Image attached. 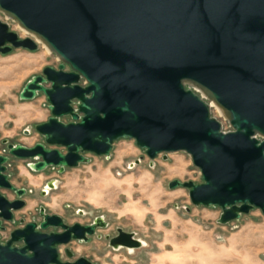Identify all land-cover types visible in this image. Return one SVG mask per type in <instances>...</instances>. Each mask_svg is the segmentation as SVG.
Segmentation results:
<instances>
[{
    "label": "water",
    "instance_id": "water-1",
    "mask_svg": "<svg viewBox=\"0 0 264 264\" xmlns=\"http://www.w3.org/2000/svg\"><path fill=\"white\" fill-rule=\"evenodd\" d=\"M0 13L27 35L0 20V55L41 45L59 61L18 94L45 99L40 141L1 144L0 264H97L68 248L62 260L59 248L87 243L107 223L68 225L43 206L19 214L28 191L10 182L11 167L20 160L30 172L62 174L89 154L109 159L119 140L150 161L188 155L201 182L168 188L186 190L192 206L219 208L218 224L264 216V0H0ZM105 239L112 250L145 245L121 228Z\"/></svg>",
    "mask_w": 264,
    "mask_h": 264
},
{
    "label": "rangeland",
    "instance_id": "rangeland-1",
    "mask_svg": "<svg viewBox=\"0 0 264 264\" xmlns=\"http://www.w3.org/2000/svg\"><path fill=\"white\" fill-rule=\"evenodd\" d=\"M0 20L20 37H27L1 13ZM58 65L56 57L41 45L33 53L16 49L0 55V117L6 119L7 127L19 128L15 139L22 138L21 130L28 126L35 133L37 117L49 115L42 95L38 99L42 103L27 102L18 99L19 92L45 67ZM211 114L224 131L230 130L213 105ZM87 157L89 163L67 168L62 174L47 172V177H53V187L45 189L42 206L68 225L90 224L101 217L108 226L87 243L73 241L60 247L62 260H67L64 249L68 248L74 258L97 264H264V216L260 211L220 225L219 208L192 206L186 190L168 188L172 180L201 182L188 155H159L150 161L132 140H119L109 159ZM117 228L133 232L145 242L144 247L112 250L105 237L114 236Z\"/></svg>",
    "mask_w": 264,
    "mask_h": 264
},
{
    "label": "crops",
    "instance_id": "crops-1",
    "mask_svg": "<svg viewBox=\"0 0 264 264\" xmlns=\"http://www.w3.org/2000/svg\"><path fill=\"white\" fill-rule=\"evenodd\" d=\"M38 99L39 96L36 99L27 102L35 101L37 103H42V101ZM48 117H49L48 114L47 115L44 114L42 115V117H37L38 119H36L37 120L36 124L45 122ZM5 120L4 119L2 120L0 117V148L2 141L4 140H8L11 141L12 143L21 144L27 147L33 146L35 143L40 141V137L36 133L31 132L32 127L30 126L25 127L27 130L24 129L21 130L22 131L21 133L23 134L22 138L15 139L19 136L20 133L19 128L16 126L7 127ZM27 131L31 132L30 135L26 133ZM49 170H56V172L58 173V170L53 168H48L41 173H33L26 168L25 163L23 161L13 160V166L11 167V173H10V182L16 187L25 188L28 191V196H26L25 198L26 207L21 212H19V214L21 213L34 214L40 206L44 205L43 199L46 197V194L43 195L42 191L45 189L49 190V188H47L46 186L48 183L52 181L53 178L46 176ZM11 198L12 197L10 196V199ZM43 207L46 209L45 206ZM28 220L29 218H27V221ZM143 243L145 244V242Z\"/></svg>",
    "mask_w": 264,
    "mask_h": 264
},
{
    "label": "built area",
    "instance_id": "built-area-1",
    "mask_svg": "<svg viewBox=\"0 0 264 264\" xmlns=\"http://www.w3.org/2000/svg\"><path fill=\"white\" fill-rule=\"evenodd\" d=\"M6 239H7V235L6 234H1L0 240H2L4 242Z\"/></svg>",
    "mask_w": 264,
    "mask_h": 264
},
{
    "label": "bare ground",
    "instance_id": "bare-ground-1",
    "mask_svg": "<svg viewBox=\"0 0 264 264\" xmlns=\"http://www.w3.org/2000/svg\"><path fill=\"white\" fill-rule=\"evenodd\" d=\"M131 251V250H130Z\"/></svg>",
    "mask_w": 264,
    "mask_h": 264
}]
</instances>
